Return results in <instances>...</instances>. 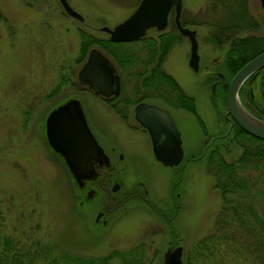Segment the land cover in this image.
<instances>
[{"label": "rangeland", "instance_id": "374dc122", "mask_svg": "<svg viewBox=\"0 0 264 264\" xmlns=\"http://www.w3.org/2000/svg\"><path fill=\"white\" fill-rule=\"evenodd\" d=\"M67 2L81 20L65 14L58 0H0V246L7 237L15 247L33 248L35 264H161L167 243L181 246V264H257L245 252L248 240H243V227L227 228L226 234L233 231L232 238L217 237L225 234L216 223L224 202L213 185L217 174L213 161L207 164V151L216 141L223 142L220 152L229 160L240 149L229 135L232 121L225 117L224 105H215L208 82L211 71L226 69V52L233 41L264 36L263 3L243 0L235 7L236 17H246L239 26L238 21L221 19L230 10L222 7L226 3L181 0V21L195 29L199 40L197 74L186 64L189 43L174 29L169 13L162 31L174 33L175 40L158 65L192 97L195 112L191 113L179 109V99L163 84L143 87L142 60L152 50L160 53L157 43L143 45L135 39L121 45L125 54L121 68L96 44L79 58L80 30L108 38L100 27L121 21L139 0ZM260 43L254 41L248 49ZM92 46L120 75V91L113 99H102L77 80L76 72ZM146 63L145 76L153 67L151 61ZM148 90L155 95H147ZM124 94L129 106L139 99L158 100L173 111L184 155L177 165L157 162L146 136L123 125L111 103ZM71 96L79 98L98 144L107 149L114 146L124 154V160L115 162L119 170L107 178L121 186L108 202L104 194L90 189L91 182L87 188L77 186L46 142L47 111ZM238 98L242 102V96ZM262 98L256 95L250 103L262 110ZM246 171L251 177L246 194L231 196L235 204H243L241 211L248 208L244 217L253 221L252 209L264 217V167ZM105 202L109 221H93L95 210Z\"/></svg>", "mask_w": 264, "mask_h": 264}, {"label": "water", "instance_id": "95a60500", "mask_svg": "<svg viewBox=\"0 0 264 264\" xmlns=\"http://www.w3.org/2000/svg\"><path fill=\"white\" fill-rule=\"evenodd\" d=\"M262 3L264 0H260ZM63 12L81 20L67 0H58ZM178 32L187 36V64L197 69V42L194 30L179 22L181 0H139L135 8L112 27L103 25L113 42L131 41L142 36L147 28L162 30L167 23L170 8ZM264 66V49L246 60L229 78L224 95L225 112L241 129L264 140V119L254 114L238 98V88L252 73ZM78 82L86 84L94 93L109 96L119 91V76L109 59L95 46L88 49L86 58L76 72ZM134 117L150 136L154 158L163 165L180 162L183 152L179 132L168 112L154 104L138 102ZM44 135L48 146L63 160L77 186L97 176V168L107 163L102 147L87 125L79 98L67 97L51 107L44 117ZM161 264H181V246L168 247L162 252Z\"/></svg>", "mask_w": 264, "mask_h": 264}, {"label": "trees", "instance_id": "16d2710c", "mask_svg": "<svg viewBox=\"0 0 264 264\" xmlns=\"http://www.w3.org/2000/svg\"><path fill=\"white\" fill-rule=\"evenodd\" d=\"M217 1L222 4L226 3V5L222 7L225 8L227 6L228 10L230 9L229 12L226 10L227 13H224L223 17H221L224 22H227V20L230 19V21L237 24L238 21V23H240L239 26L246 22L244 21L246 19L244 15L242 16L241 14L240 17H236L237 15L233 13L235 7L241 5L243 0ZM161 34H169L170 36L173 35L170 31H162ZM174 40L175 38L159 44V61L155 65V70H153L149 75L148 82L153 83V85L163 84L162 86H165L167 89L175 93L177 99L185 103V105H183L184 108L191 113H194L195 111L192 97L183 93L172 76L159 69L158 64L160 63L163 55L167 53L170 46L169 43ZM144 41L145 39L141 37L139 40L134 42H142L143 44ZM254 41H261V43L254 49H248V47L251 48V44H253ZM134 42H113L108 38H98L85 30H80L79 58L86 52V48L89 45L96 44L110 54L117 66L121 68V62L125 56L121 45L123 46L125 43L132 44ZM233 43L234 45L230 46L226 52L225 65L228 76L232 75V73H234V71L246 60L264 49V36H247L245 38L235 40ZM115 45H119V47L114 48L113 46ZM224 87L225 84L217 90V97H215L216 99L214 100L216 106L220 103V101L223 102ZM248 101L252 102V99L248 98ZM111 104L113 106L116 105L114 103ZM260 107L262 110H258L259 113L255 114L264 119V98L261 100ZM230 126L231 130L229 131V135H232L231 139L237 142L240 149L237 156L229 160L224 159L220 152L221 149H223V145L219 144L217 141L215 145L211 146V148L207 151V164L213 161L212 164L215 167L214 172L217 174L213 185L219 189L220 196L224 202L220 209L221 218H219L216 223L220 222L219 227L225 228L223 231L225 234L217 237L221 239L226 238L228 234V236L232 238L233 236L231 234L233 231H231V234L229 231L226 234V229H235V226L243 227V240H248L245 245V252L251 257V259L253 258L252 260L254 263L257 262V264H264V217H261V215L252 209L249 214L253 218V221H247L244 217V214L248 209L247 206L244 207L247 209L243 210V213V211L240 210L243 204H235V199L231 196L234 193L239 195H244V193L246 194L247 182L250 181L249 179L251 178L246 174V170H262L264 167V140L247 133L234 121H232ZM228 214L229 217H226ZM235 222L238 225L235 224ZM36 252V250L33 248L30 249V247H15L9 238L4 237L0 246V264H35L33 255H35Z\"/></svg>", "mask_w": 264, "mask_h": 264}, {"label": "flooded vegetation", "instance_id": "af4514ba", "mask_svg": "<svg viewBox=\"0 0 264 264\" xmlns=\"http://www.w3.org/2000/svg\"><path fill=\"white\" fill-rule=\"evenodd\" d=\"M263 5H264V1H263ZM171 11H172V22L174 24L173 27L175 29L176 26H175V23H174V10H173V7L170 8V10H169V12L167 14V23H166V25L168 24L169 13ZM180 13H181V10H180ZM180 13H179V17H178L179 18V22H180L181 25L185 26V24H183V22L181 21ZM147 30L151 31L152 33L145 34ZM176 30H177V28H176ZM193 30H194V36H195L196 42H197V54H198L197 69L194 71L187 64L188 52L189 51H187L186 64H187V66L190 67L192 72L197 74L200 71L199 70L200 69V55H199L200 53L198 52L199 40L196 37L195 29H193ZM222 31H225V30L224 29L220 30V33ZM229 34L230 33H228L227 35H229ZM175 35L177 36V34H175ZM182 36H184L185 39H187V41H188L187 36H185V35H182ZM141 37L145 39L144 42L153 43L154 45H155V43H157L158 46H159V44L161 42L165 43L166 41H169L170 39H174L173 35L170 36L169 34H161V31L160 30H156L154 27L147 28L145 30L144 34ZM228 42H232V39L230 38ZM151 55H153L152 58L150 60H147ZM149 57L146 60H142V62L144 63V66L142 65V75H143V78H144L143 82L145 84L143 87L155 88L153 86V83L148 82V77L152 73V71L155 70V65L157 64L158 58H159V52H157V53L154 52L153 53V50H152V52H150V54H149ZM146 61H151L153 63V67L149 68L147 76H145V71H146L145 67L147 65ZM208 73L201 75L200 76L201 80L205 79L206 76L209 75ZM211 73H212L213 76L211 75V78H210V80L208 82V86H209V90L215 95L213 98L217 97V90H219L222 87L223 84H225V87H224V95H225L226 85H227V82H228L229 78L231 77V75L228 76L227 75V70L224 69V68L222 69V71L215 70V71H211ZM263 75H264V66L259 68L256 72L250 74L242 82V84L239 86L238 91H237L238 96L239 97L242 96V98H243L242 99V103L243 104H248L247 105L248 108L254 114L255 113H259V111L255 107H253V105L248 101V98L249 99H253L254 96H256V95H259V97H263L264 98V83H261ZM118 76H119V91H120V86H121L120 80L121 79H120V75L119 74H118ZM154 85H156V84H154ZM89 89L91 90V92L93 94L99 95L104 100H106L107 98L109 100L110 97L117 96L119 94V91H118V93L116 95L102 96L100 94L94 93V91L91 88H89ZM148 92L149 93H146V94L151 96V97L153 96L152 94L155 93V91H152V92H154V93H152L150 90H148ZM170 92H171V90H170ZM159 93H160V90L156 94H159ZM244 96H246V97H244ZM141 97L143 98L144 96L140 95L139 98H141ZM220 100H221V97H220ZM129 102H130V99L128 98V96H125V94H124L123 96H121L120 99H117V100L114 101V104H116L115 105L116 108L114 110L116 111V113H118V115L123 120V123H124L123 125H126L127 127H130L131 129H138L139 132L143 133L146 136V138H147V140H148V142L150 144L151 154H152V156L154 158V155H153L152 149H151L150 136H149V134L147 132V129L135 119V117H134V106L138 102H144V103H147V104H154V105H156V106H158L160 108H163V109H165L168 112V114L171 116V118L173 119V121H174V123L176 125L175 115H174L173 111H171L166 105L163 106L160 103H158V100H156V101H154V100L145 101L143 99H139V100L135 101L132 106H129L130 105ZM223 102H224V97H223ZM223 102L220 101V103L222 105H224ZM117 105H119V107ZM177 105H180L179 109H182L181 111H184V112L188 111V110H186L184 108L183 105H185V103L183 101L179 100V103ZM224 107H225V105H224ZM224 115H225V117H228V119H229V116H228V114H226V112H225ZM88 124H89V122H87V125ZM176 128H177V126H176ZM222 145H223V142H222ZM102 150L106 154L107 163L103 164L101 167H98L97 168V171H98L97 176H95V178H93L92 180H85L83 182V184H82V187L87 188V186H89V184H90L89 182H91L90 189L92 188L93 190H95V194H99V192L101 194H104L105 197H106V201L108 202L110 200V198H111V195H113L114 192H118L121 186L119 185V183L117 181H109L107 178H111L112 177V172H114L116 170H119V169H117L115 162L119 163L121 160H124L123 159L124 158V154H123V152L117 151V149L114 146H110L108 149L107 148H102ZM183 156L184 155H182V158H183ZM182 158H181V160H182ZM156 161L159 162L158 160H156ZM177 164H175V165H177ZM175 165H165V166H175ZM81 191H83V190H81ZM86 192H90V191L86 190ZM86 192L84 191L85 195H86ZM145 192H146V189H143V193H145ZM143 193H142V196H140V195L139 196L143 197V195H144ZM107 202H105V205H104L105 207L104 206L103 207L100 206L99 209L95 210L94 216H93V221H101L102 223H104L105 221H109L108 220ZM80 204H82V203H80ZM174 246H176L175 243L174 244L167 243V246L165 247V249L168 248V247L171 248V247H174Z\"/></svg>", "mask_w": 264, "mask_h": 264}]
</instances>
